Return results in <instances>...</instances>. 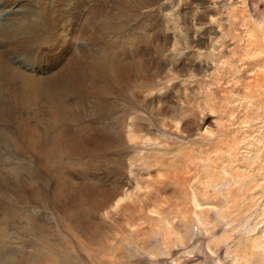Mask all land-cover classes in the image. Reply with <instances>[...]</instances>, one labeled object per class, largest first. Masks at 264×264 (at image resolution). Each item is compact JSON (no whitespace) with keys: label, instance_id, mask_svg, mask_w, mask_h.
<instances>
[{"label":"rangeland","instance_id":"374dc122","mask_svg":"<svg viewBox=\"0 0 264 264\" xmlns=\"http://www.w3.org/2000/svg\"><path fill=\"white\" fill-rule=\"evenodd\" d=\"M84 3L85 34L72 40L68 27L62 54L31 65L4 50L16 69L56 75L64 121L0 73V264H264V0H165L147 14ZM191 23L205 39L193 48L178 42ZM94 59L106 66L102 95L78 93ZM189 61L202 67L185 72ZM22 116L51 144L70 129L75 151H36L18 134Z\"/></svg>","mask_w":264,"mask_h":264},{"label":"bare ground","instance_id":"6f19581e","mask_svg":"<svg viewBox=\"0 0 264 264\" xmlns=\"http://www.w3.org/2000/svg\"><path fill=\"white\" fill-rule=\"evenodd\" d=\"M84 1L85 0H0V13H2L4 10L9 11L8 14H6L5 16L3 15L4 17L2 16L3 18L1 17L2 19H0V45L3 46V49H0V73H2L3 75H5L7 77L14 78L13 82L18 83L20 85H24L25 87H27L28 91H30L29 92L30 94H34L35 92L41 94L42 98L52 105L53 109L50 112H53L52 113L53 117L55 120H57V121H55L57 123H61V121H64L63 117H62L64 115H61L62 111H60V109H61L60 105L56 100V96H55L56 93H54V91H53V93H52L54 95L53 96L49 92V90L52 88V85H53V87H55V89L58 86V81H53L54 77L56 75L54 74L55 75L54 77L50 76L51 78L33 77L30 74L25 73V71L19 70L18 68L16 69L15 67H13V65L11 66V64H9L8 61L6 62L4 60L3 56L5 57V59L7 58L8 54H7V56L5 55V51H6V52L10 53V56H12V57L15 56V58L20 57V60H24V63L34 65V63H36L40 58H46V57H49L51 55L62 54L64 48L67 47V28L68 27H70L69 28L70 33L71 32L73 33L72 34V37H73L72 40H74L75 38L76 39L80 38L81 36H83L85 34L83 31V28H81V26L79 24V21L82 20V18L84 19V23H88V21H89L88 20L89 16H85V9L87 7H86V4L84 3ZM104 1H106V0H104ZM116 1H120L122 7L132 8L131 11L134 10L135 8H137L140 10L142 9L141 12L146 13V11L149 12L151 9L154 10V8L156 10L159 9L158 8L159 6L156 7V5L157 4L161 5V3L165 0H116ZM193 1H195V0H193ZM169 4H170V2H169ZM94 7H96V6H94ZM67 9H69V12L67 11ZM8 11H6V12H8ZM157 11H159V10H157ZM67 12L69 13V17H67ZM154 12H156V11L154 10ZM99 13H101V12H99ZM197 13H198V11H197ZM148 15H149V13H148ZM203 15H197L196 17L199 16V18H204ZM142 16H144V15L142 14ZM148 27H149V25H148ZM193 30H194V25L193 24L191 26L188 25V27H186V31L184 30L185 33L183 32L184 34L181 36L182 40H179L178 42H181V44H183L184 46L189 47V48H193L196 44H202L205 39L203 36H199V35H201V33H203V32L195 31L196 33L199 32V35H197L199 37H197L198 39L196 38L197 39L196 40V39H194V37H192ZM202 31H203V29H202ZM69 38L71 39L70 34H69ZM151 39H153V42H154L158 51H162V50L167 48L166 45L168 44L169 36L165 34V31H163L162 28L160 29L158 27L157 31L154 30V32L152 33ZM58 48H60L59 52L57 50ZM182 49H183V47H182ZM168 51H169V49H168ZM184 51H186V50H184ZM190 61H192V60H190ZM190 61L187 64L185 62H183V63L179 62L178 63L179 67L182 68L183 70H185V72L188 71L189 73H191V71L194 70L195 68H201L202 67V65L200 63H192ZM71 64H72V62H71ZM66 65H65V67H66ZM89 65H90L89 67H90L91 74H90L88 80L87 81L83 80L82 82H80V79H79V81H77V83L79 85H77L75 83H70L69 86L73 87L74 84L76 85V87L82 86L83 88H79L80 90H78V93L84 94V93H90L91 92L94 94H101L104 90V84H103V81L101 79L100 73H103L106 70V66H105V64H100L99 60H97V59H94V62L92 64H89ZM138 65H139V59L137 57L133 61V64L131 63L130 72H129L130 74H128L127 76L131 75V77H133V78H135L134 75L138 76L139 75V72H138L139 66ZM139 68H141V67H139ZM59 71L61 72V70H59ZM62 71H64V69ZM65 71H67V70H65ZM56 73H58V72H56ZM68 74H71V73H68ZM79 74H80V69H79V73L77 75H79ZM125 74H126V72H124L122 70H117L114 73H112V77L114 80H117L118 82H120V81L122 82V81L126 80L124 78ZM57 76H58V74H57ZM59 78H61V77H59ZM97 81L100 82V84L98 82L99 85L96 83ZM66 85H67V83H64L62 86H66ZM13 86H16V85L13 83ZM11 87L12 86H9L8 89ZM141 87L143 88L144 91H146L145 85L143 83H141ZM84 88H86V91H84ZM64 89L67 90V87L62 88L59 92L61 93ZM9 90H11V89H9ZM16 91H17V89H16ZM70 91H74V89H71ZM14 92H13V94H14ZM55 92H57V91H55ZM10 94L12 95V93H10ZM24 94L22 96H24ZM13 96H15V94ZM13 99H12V101H13ZM15 102H16V100H15ZM21 102H22V100H21ZM39 109L40 108L38 107V110ZM69 117L70 116L67 115V120H69ZM31 118H32V116H31ZM26 119H28V117L22 116V118L20 120V126H19V128H17L18 134L27 142V144L30 147H32L36 151H39L41 153H45L47 155H52V154L56 153V149H59L60 147H66L68 153H73L75 151V144H76L75 141L78 137L74 138L73 136H69V133L71 132L70 129H67V142L64 141V143H63V141L60 140L61 138H59L57 136L56 143L54 142L53 144H51L50 143L51 139L49 140L46 137L45 133H42V132L39 133V132H37V129H34V128H32V126L26 124L25 123ZM37 124H41L43 127H45L46 121L44 122V121L38 120ZM96 128L102 130V127H100V126H97ZM80 129L90 131V128L86 127V126H82ZM136 129L140 130V127H138V128L134 127V130H136ZM58 130L60 131V134L64 133L63 129L60 128V126H59ZM114 133L116 134V138H117L116 140H118V142L120 143V141L123 140V135L120 134L121 132L120 133L116 132V130ZM102 134H103V131H102ZM88 135H90V134L89 133L84 134L83 138H80L78 140L79 141L78 144L85 143ZM80 136H82V135H80ZM128 137L130 139H132V137H135V134L130 131V133H128ZM121 146H122V144H121ZM99 147L102 150H104L105 149L104 147H106V144L104 147H102V146H99ZM112 147H113V145H112ZM89 152L92 153V151L90 149H89ZM107 153H108V151H107ZM117 193H119V192H117ZM106 204H108V203H106ZM96 209H98V208H96ZM121 209H123V207ZM111 210H113V209H111Z\"/></svg>","mask_w":264,"mask_h":264}]
</instances>
